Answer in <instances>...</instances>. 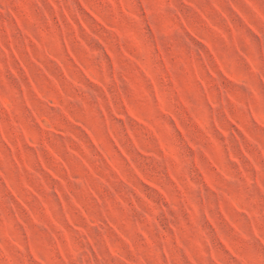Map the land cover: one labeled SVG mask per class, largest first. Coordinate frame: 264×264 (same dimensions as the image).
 Returning <instances> with one entry per match:
<instances>
[{
    "label": "rangeland",
    "instance_id": "1",
    "mask_svg": "<svg viewBox=\"0 0 264 264\" xmlns=\"http://www.w3.org/2000/svg\"><path fill=\"white\" fill-rule=\"evenodd\" d=\"M0 264H264V0H0Z\"/></svg>",
    "mask_w": 264,
    "mask_h": 264
}]
</instances>
